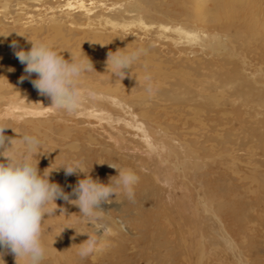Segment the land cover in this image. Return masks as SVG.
<instances>
[{
    "label": "rangeland",
    "instance_id": "rangeland-1",
    "mask_svg": "<svg viewBox=\"0 0 264 264\" xmlns=\"http://www.w3.org/2000/svg\"><path fill=\"white\" fill-rule=\"evenodd\" d=\"M40 1L0 0V18L6 23L0 34H30L27 22L32 19L50 31L52 15L64 25L86 19L78 0ZM98 1L89 12L93 23H100L98 15L117 22L119 45H96L104 58H92L98 69L81 78L85 96L76 113L50 107L51 99L30 82L36 74L20 81L26 74L13 47L3 77L5 85L23 86L25 92H3L0 127L8 128L9 137L17 136L13 129L37 136L41 154L33 164L39 162L41 172L47 169L50 181L69 196L57 198L56 211L42 223L43 243L50 249L42 264H264V0H228L223 8L213 0L197 1L191 23L184 25L189 33L178 32L162 14L128 11L136 0ZM158 1L163 12L174 13L189 11L184 1L193 3ZM92 47L83 44L87 56ZM57 48L64 49L65 59L73 54V46ZM123 48H143L170 63L169 70L191 72L171 74L163 87L152 85L143 103L135 96L142 90L100 68H106L109 51ZM111 85L119 86L116 106L105 93ZM27 104L29 110L20 108ZM70 162H81L83 172L105 184L112 177L115 183L118 175L109 164L132 169L139 176L134 202L119 190V201L114 194L111 203H102L106 214L96 227L88 223L71 202L78 198L73 189L86 176L66 175L62 167ZM88 234L96 236L101 250L82 257L80 244ZM0 264H16L14 254L0 256Z\"/></svg>",
    "mask_w": 264,
    "mask_h": 264
},
{
    "label": "clouds",
    "instance_id": "clouds-1",
    "mask_svg": "<svg viewBox=\"0 0 264 264\" xmlns=\"http://www.w3.org/2000/svg\"><path fill=\"white\" fill-rule=\"evenodd\" d=\"M17 34L24 36L32 45L30 50H24L18 48L16 41L12 42L11 47L17 49L14 53L16 58L25 65L26 75L21 76L20 81L36 74L30 82L40 95L51 99L50 107L68 114L76 113L85 96L80 81L86 73L95 70L92 61L87 56L78 57L72 53L69 59H65L50 43ZM123 49L109 51L106 59V72L121 81L131 74L133 66L145 54L142 48ZM147 91L152 94L150 85ZM5 129L8 128L0 127V157L3 158L0 160V247L5 250L0 256L10 251L16 258V264H21V261L24 264H42L47 256L42 240V223L45 216L49 217L56 211L55 200H68L69 196L58 184L50 181L47 169L41 172L39 162L33 164V157L41 154L38 137L18 133L13 128L17 136L9 137L5 135ZM109 166L118 171L115 183L113 177L107 184L93 179L81 170V162H70L62 167L66 175L85 174L86 178L80 179L73 189L78 198L71 202L95 227L96 221L106 214L100 205L111 203L114 194L119 201V190L124 192L128 201L134 202V186L139 181V176L132 169L115 164ZM98 243L96 236L89 235V239L80 244L79 254L86 257L101 250Z\"/></svg>",
    "mask_w": 264,
    "mask_h": 264
},
{
    "label": "bare ground",
    "instance_id": "bare-ground-1",
    "mask_svg": "<svg viewBox=\"0 0 264 264\" xmlns=\"http://www.w3.org/2000/svg\"><path fill=\"white\" fill-rule=\"evenodd\" d=\"M40 1V0H39ZM197 1H201V3L208 1V0H193V3H191V5L187 4V1H184V5L187 6L186 9L188 8V10H186L187 12H177L174 13L171 11H167L165 10V12H163V9L160 7L161 5L159 4L158 0H136L134 3L130 4V9L128 11H132L134 12L135 10L139 11L140 9H147L149 10L151 13H157V14H162L165 17H168V19H170L172 21L171 25H174L175 29L178 30V32H188V30H186V28L184 27L185 24L187 23H191V17L193 16V13L191 12L192 10V6H193V10L197 11L198 10V2ZM214 4L217 8H223L224 6H226L228 2V0H213ZM231 1V0H230ZM244 1V0H243ZM248 0H246V1ZM9 2V1H7ZM21 2V1H20ZM34 2V1H33ZM41 2V1H40ZM76 2V1H75ZM89 2V4H88ZM98 0H78L77 2V7L79 9H81L85 16L86 19L83 21H78L75 19H70V20H66V25L62 24L59 19H56L55 15H52V21H53V25L51 27H49L50 31L48 30V28H44V27H38L36 25V23L33 22V19L31 21H28V27H32L33 31L29 33H26L24 31H19L18 33L21 35H30L31 40H41L39 39L40 34L44 33L45 31H49L48 33H46L47 35H44V38L42 41L48 42L50 43L52 46L55 47V49L57 51H59L62 55H64V49L63 48H57L58 45L62 46H73L72 48V52L74 55L78 56V57H82V56H87L86 53L83 51L82 46L83 44L86 43H91L92 44V50L90 51L89 55L87 56L91 61L92 58H94L95 60H100L102 58H104V55L98 50V48L96 47V45L100 44V45H104L105 43H108L109 45H115L118 46L119 44L117 42L118 41V27L119 24L113 20H111L110 18L107 17H103L101 15H98L97 18H99L100 23L96 24L93 23V18L91 17V14L89 13L92 8L97 7L98 4ZM123 2V1H122ZM133 2V1H132ZM192 2V1H191ZM24 3V2H23ZM182 3V4H183ZM237 3V1H236ZM249 1L246 3L248 4ZM255 3V2H253ZM7 4V3H6ZM102 4V3H101ZM69 5H71V3H69ZM251 5V3H250ZM2 6V5H1ZM5 6V4H4ZM7 6V5H6ZM5 6V7H6ZM11 6V5H10ZM27 6V5H26ZM51 5H49L50 7ZM129 6V5H128ZM254 6V5H252ZM31 7V6H30ZM52 10L53 12H55V8L53 6ZM231 7H234L233 5H231ZM230 7V8H231ZM236 7V6H235ZM241 7V6H240ZM247 7V6H246ZM250 7V6H249ZM1 8V7H0ZM168 8V7H165ZM191 8V9H190ZM227 8V7H226ZM254 8V7H253ZM9 9V8H8ZM107 8H104V10H106ZM233 9V8H232ZM235 9V8H234ZM242 9V8H240ZM248 9V8H246ZM256 9V8H255ZM253 9V11L255 10ZM202 10V9H200ZM229 10V8L227 9ZM231 10V9H230ZM237 10V9H236ZM251 10V9H250ZM123 11V10H122ZM141 11V10H140ZM194 11V12H195ZM206 11V10H205ZM208 11V10H207ZM242 11V10H241ZM244 11V8H243ZM246 11V10H245ZM244 11V12H245ZM249 11V9H248ZM229 12V11H228ZM239 13V12H237ZM250 13V12H249ZM255 13V12H254ZM5 14V13H4ZM200 14V13H199ZM199 14H196L197 16ZM244 14V13H243ZM106 16V15H105ZM201 16V15H199ZM202 17V16H201ZM257 17V16H256ZM254 17V21H257V18ZM49 18V17H48ZM70 18V17H69ZM113 18V17H112ZM36 19V18H35ZM193 19V18H192ZM6 20V19H5ZM169 20V21H170ZM219 20V19H218ZM17 21V20H16ZM38 21V20H36ZM10 21H7V23H9ZM212 22V21H211ZM18 22H16L17 24ZM168 23V22H167ZM175 23V24H173ZM6 23L3 21L2 18H0V26L5 25ZM124 24V23H123ZM9 25V24H8ZM19 25V24H18ZM99 25V26H96ZM104 25L111 27V31L107 32V29L104 27ZM164 25V24H163ZM170 23L167 24L165 26V29L169 26H171ZM6 26V25H5ZM4 26V27H5ZM23 27H25L22 24ZM187 26V25H186ZM109 27H107L109 29ZM150 25L148 24L147 28H149ZM163 27V26H162ZM27 28V27H25ZM44 28V29H42ZM202 28V27H201ZM4 29V28H3ZM146 29V28H145ZM24 30V28H23ZM4 31V30H2ZM1 32V31H0ZM38 32V34L36 35V33ZM81 33V36H79L80 38L77 37L76 33ZM4 33V32H3ZM15 33V32H14ZM13 33V35H14ZM33 33V35H31ZM0 41H4L5 43H3L5 45V47H1L0 46V61H1V67H2V72H0V100L2 97H4L3 92H12L15 95L18 96H23L24 92H25V88L23 86H17V84H7L5 85L3 82V77H5L7 75V70H8V64H9V58L10 55L13 51H11V45L13 41L17 42L18 48L20 49H24V50H30L31 48V43L29 42L28 39H26L24 36H20V35H16V36H9V35H5V34H0ZM29 37V36H27ZM220 39V38H219ZM2 41V42H3ZM218 43V42H217ZM2 44V43H1ZM118 44V45H117ZM222 44V43H221ZM222 46V45H221ZM223 48V47H222ZM13 49V48H12ZM143 49V48H142ZM133 50V49H132ZM145 54L142 55L141 60H139L143 65L140 66L139 65V61L133 66L132 72L130 75L126 76L124 78V80H127L133 87L134 90L137 91V89H139L141 92L140 94H136L141 96V99L143 100V103L146 102V99L149 98V93L147 91L148 86H152V85H156L160 86L162 85V87L164 85H166L165 83L167 81H169L171 74H177V73H190L191 69H186V68H180L178 69L176 72L173 70H169L170 67V63H163L160 59L156 60L154 59L155 57H158L156 54H151L149 52H147L145 49ZM181 51V50H180ZM190 52V51H189ZM212 53V52H211ZM158 54V53H157ZM182 54V52H181ZM184 54V53H183ZM185 56V55H184ZM187 57V56H186ZM200 57V56H199ZM199 57H195V58H199ZM191 58V57H190ZM163 59V58H161ZM172 59V58H171ZM181 59V58H180ZM188 59V58H185ZM195 60V59H194ZM179 61V60H178ZM198 61V60H197ZM200 61V59H199ZM180 62V61H179ZM18 67H21L24 71V67L25 65H22L20 62H16ZM190 63V62H189ZM181 64V63H180ZM191 64V63H190ZM94 65V64H93ZM186 65V64H184ZM183 66V65H182ZM190 67V66H189ZM94 68L95 65H94ZM100 68L106 72V68H102L100 66ZM98 69V68H96ZM107 74L112 75L110 72H106ZM180 75V74H179ZM35 76V75H32ZM187 76V75H186ZM147 77V79H146ZM175 78V77H174ZM138 81L140 83H138ZM121 86V85H120ZM157 89V87H156ZM168 89V88H167ZM122 90V88H121ZM163 90V89H162ZM133 91V90H132ZM167 91V90H166ZM117 92H119V86L117 85H111L108 87L107 89V93L108 95H110V97L113 99V101L111 100V104H115V106L119 103H121V101L117 98L116 94ZM134 92V91H133ZM167 93V92H166ZM94 94V93H93ZM92 94V95H93ZM170 94V93H169ZM96 95V94H95ZM153 96V95H152ZM151 96V97H152ZM119 97V96H118ZM163 100V99H162ZM104 101V100H103ZM157 101V100H155ZM150 102V101H149ZM154 103V102H153ZM164 103V102H163ZM151 104V103H150ZM148 105V104H147ZM124 107V106H123ZM151 107V106H150ZM20 108H23L24 110H29L31 107L27 104L24 106H21ZM120 108V107H119ZM122 108V107H121ZM125 108V107H124ZM144 109V108H143ZM152 110V109H151ZM154 111V110H152ZM114 114V113H113ZM139 115V114H138ZM142 115L145 117H148V119H150L151 117H149V112L147 110H144L142 112ZM141 115V116H142ZM119 116V115H118ZM123 116V115H122ZM151 116V115H150ZM135 118V117H134ZM153 118V117H152ZM169 118V117H168ZM102 119V118H101ZM113 121V120H112ZM133 122V121H132ZM217 122V121H216ZM114 123V122H113ZM198 123V122H197ZM4 125V123H3ZM128 126V125H127ZM152 128V127H151ZM114 129V128H113ZM120 130V129H119ZM149 130V129H148ZM116 131V130H115ZM135 133V132H134ZM120 134V133H119ZM116 135V134H115ZM119 136V135H118ZM192 137V136H191ZM112 138V137H111ZM194 138V136H193ZM126 143V142H125ZM137 145V144H136ZM182 145V144H181ZM127 146V145H126ZM121 147V146H120ZM119 147V148H120ZM133 147V146H132ZM136 148L138 146H135ZM135 147L133 148V150L135 149ZM182 147V146H181ZM121 149V148H120ZM154 149V147H153ZM113 151V150H112ZM183 151V150H182ZM187 151V150H186ZM191 151V150H190ZM189 151V152H190ZM195 151V150H194ZM121 152V151H120ZM135 153V152H134ZM194 154V153H193ZM122 156V155H121ZM170 156V155H169ZM196 156V155H195ZM200 156V155H199ZM127 158V157H126ZM199 158V157H198ZM3 158L0 157V160H2ZM128 159V158H127ZM128 161V160H127ZM180 164V163H179ZM137 166V165H136ZM177 167V166H176ZM176 169V168H175ZM179 169V168H178ZM55 181V180H54ZM53 182V181H52ZM57 183V181H55ZM54 183V182H53ZM100 208L104 211L106 208L103 206V204L100 205ZM124 220V219H123ZM125 221V220H124ZM120 222H123L122 220ZM43 238H45L44 236H42ZM42 238V240H44ZM58 243V242H57ZM59 244V243H58ZM55 246V244H54ZM53 246V247H54ZM58 246V245H57ZM56 246V247H57ZM46 247V245H45ZM55 247V248H56ZM54 248V249H55ZM47 252L50 250L49 248H47ZM4 251V249L2 247H0V252ZM13 257V256H12ZM2 259V258H1Z\"/></svg>",
    "mask_w": 264,
    "mask_h": 264
}]
</instances>
